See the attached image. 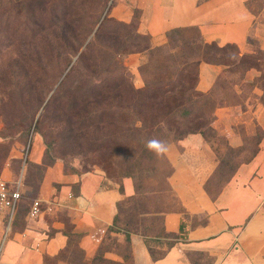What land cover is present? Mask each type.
<instances>
[{
    "label": "crops",
    "instance_id": "0c3cea01",
    "mask_svg": "<svg viewBox=\"0 0 264 264\" xmlns=\"http://www.w3.org/2000/svg\"><path fill=\"white\" fill-rule=\"evenodd\" d=\"M133 8L138 10L136 31L149 35L151 46H163L171 29L194 28L203 43L235 47L237 58L264 54V0L122 1L111 8L110 15L129 22ZM140 58L139 53L126 57L134 69ZM255 61L242 79L253 82L251 92L260 94L255 83L261 70L259 59ZM227 66L197 61L195 89L211 91ZM141 84L139 80L136 86ZM247 99H243V107L224 103L212 112L211 127L216 136L223 137L226 147L242 146L243 136L253 132L251 123L260 130L256 151L235 166L216 194L205 190L219 163L214 145L198 133L166 144L163 156L171 169L166 181L181 212L164 213L162 227L178 237L153 259L143 237L128 234V264H264V103L251 105ZM237 126L242 128L237 130ZM28 157L39 163L38 152L31 150ZM10 176L3 170L0 178L12 180ZM22 194L4 238L6 223L1 215L0 264H43L44 258L64 251L72 237H76L86 264H90L105 234L117 244H125L123 233H108L107 227L117 204L133 194L129 178H122L118 184L99 169L75 174L52 163L43 169L34 197L20 210L26 199ZM35 199L40 202V214L29 220L26 212ZM103 257L122 261L112 250ZM56 264L72 263L64 258Z\"/></svg>",
    "mask_w": 264,
    "mask_h": 264
},
{
    "label": "rangeland",
    "instance_id": "374dc122",
    "mask_svg": "<svg viewBox=\"0 0 264 264\" xmlns=\"http://www.w3.org/2000/svg\"><path fill=\"white\" fill-rule=\"evenodd\" d=\"M122 1L134 4L135 0H106V11L102 15H98V9L102 5V2L98 0H89L83 5L79 4V0H43L41 5L36 4L35 1L30 4L22 2V9L19 3L12 2L0 7V176L5 170L10 173L12 180L21 179L22 196L26 199L23 198L20 210L27 205L28 199L34 197L43 168L52 163H58L63 171L75 174L99 169L107 178L118 184L122 178H129L132 181L133 194L125 199L131 197L134 199L131 198L128 201L123 199L120 202L121 213H119L120 219L117 225L123 226L125 213L130 215L133 213L139 228L147 229L142 230L143 233L156 236V238H148L147 243L152 254L159 256L164 249L175 242L177 237L176 233L163 232V214L172 211L181 212L166 181L170 168L164 156H157L151 152V159H143L137 163L138 160L134 159L138 151L135 152V148L131 145H122L121 148L114 149L109 146L110 141L114 138L118 139L121 134L127 137V140L133 141L131 135L130 137L126 135L128 132H137V129L132 126L131 112V120L124 118L119 122L116 117V121L113 122L114 116H109L107 124L76 130L82 117H85L84 111L87 108L78 106L69 112L67 96L60 97L64 86L67 85L63 77H67L69 68L75 64L76 56L89 41L97 25H94L87 35L83 33V30L86 28L88 30V23H92L96 18L102 19L105 14L106 18L119 21L110 15V10ZM62 11H65V21L76 22V19L82 16L78 20L81 23L79 28L81 32L75 31L76 41L81 46L73 48V52L69 51L70 53L62 48L51 51L48 44L56 34L54 29H46L40 36H35L31 29H25L27 23L36 22V20L43 23L52 21L51 17L59 16ZM137 19L138 10L133 8L131 20L123 23L134 22L136 26ZM195 34L194 28H185L180 33L183 38L195 36ZM175 37L178 39L179 36ZM175 45L172 50H169L166 37V42L162 46L163 52L172 56L173 52L180 51V41L177 40ZM231 47L230 45L224 47V53L212 54L215 60L223 61L228 66L215 81L209 94L211 97L209 104L213 106L224 103L238 104L237 106L243 107L242 101L246 97L251 105L255 102L264 103L262 54L246 55L240 59L235 56ZM135 53L125 54L121 59L131 76L133 88L141 89L143 80L138 68L146 57L144 54L141 55L134 69L126 57ZM255 58L259 59L257 63L261 70L260 77L255 83L256 88L261 90L260 94L251 92L253 82L242 79L243 72L256 63ZM191 71L194 76V71ZM139 80L142 84L136 86ZM193 83L194 80H190L189 85ZM235 88L240 92L235 93ZM193 106L194 114H200L204 110L199 103ZM87 111L91 113L89 109ZM204 114L205 117H210L208 126L212 129V133L207 135V140L214 145L219 159L216 171L207 185L210 193L214 194L231 175L235 166L251 156L260 130L251 123L249 128L253 130L252 134L243 136L242 146L233 149L224 146L223 137L216 136L211 127L212 114L210 116L207 112ZM241 128V126L236 127L237 130ZM103 142L104 146L98 148L97 145ZM31 150L39 153V163L29 160L28 154ZM41 161L47 165L45 167L39 165ZM141 211H148L149 214H138ZM108 235L105 234L98 243L90 264H128L127 259L115 262L103 257L104 252L109 250L117 252L120 256L125 253V244H117L115 239ZM69 240L67 247L60 252L58 258L46 257L43 264H56L58 259L64 258L72 264H86L77 247L76 237Z\"/></svg>",
    "mask_w": 264,
    "mask_h": 264
},
{
    "label": "trees",
    "instance_id": "16d2710c",
    "mask_svg": "<svg viewBox=\"0 0 264 264\" xmlns=\"http://www.w3.org/2000/svg\"><path fill=\"white\" fill-rule=\"evenodd\" d=\"M33 1L40 5L43 3V0H1L0 7L17 2L22 9V2L30 4ZM88 1L79 0V4L83 5ZM98 1L102 2L98 9V15H102L106 11V0ZM105 15L102 19L96 18L92 23H88V30L87 28L83 30V33L87 35L93 26L97 25L89 41L84 44L81 52L76 56L75 64L69 68L67 77H63V80L67 81V85L64 86L60 97L67 96L68 111H73L81 106L91 112L89 114L85 109V117H82L76 130L107 124L109 116H114L113 122L116 121V117L119 122L124 118L131 120L132 113V126L137 129V132H128L126 135L129 137L131 135L133 141L127 140V137H123L121 134L118 139L111 140L109 146L114 149L121 148L122 145H131L135 148V152L138 151L137 155L135 153L136 158L134 159L138 160L137 163L143 159L152 158L151 152L145 148V143L149 139L156 138L168 144L190 133H198L207 139V135L212 133V129L208 126L210 117H205L204 113L207 112L210 116L218 104L214 106L209 104L211 91L202 93L195 89L196 65L199 60L227 65L223 61L215 60L212 54L224 53V47H229V45L218 47L213 43H203L199 39L197 31L195 36L183 38L180 33L185 28H174L166 35L167 46L169 50H172L178 40L180 41V51L173 52L172 56H169L163 52L162 46H151L149 35L138 33L134 22L123 23L108 19ZM51 18L53 20L47 23L40 20L27 23L25 29H31L35 36L42 35L46 29H54L56 34L48 44L51 51L62 48L64 51L73 52V48L81 46L76 41L75 31L81 32L79 31L81 23L78 20L82 16L76 19V22L65 21V11H62L59 16ZM177 35L178 39L175 37ZM231 49L236 56L235 47L232 46ZM132 52L142 56L144 54L146 57L138 68L143 80L141 89L133 88L131 76L121 59L125 54ZM245 56L243 55L240 59ZM262 59L264 60V54H262ZM191 70L194 71V76L191 74ZM190 80H194L192 85H189ZM195 103H199L204 108L200 114L193 113ZM113 126H115L114 123ZM67 128H69L68 125ZM256 143L252 154L256 151ZM103 144L104 142L99 143L97 147L102 148ZM39 165L45 167L47 164L41 161ZM170 171L171 169L169 173ZM205 190L211 195L206 185ZM218 190L215 191V194ZM131 198L125 199V201ZM120 205L119 202L117 212L111 225L107 227V232H121L125 235V253L121 254V258L123 260L130 258L128 248V234L130 233L143 237L151 258L160 257L163 253L154 256L147 243L148 238H156V236L143 233L142 230L147 229L139 228L133 213L132 215L125 213L123 226L117 225L120 219L119 213H121ZM133 209L136 210L134 206ZM138 214H149V212L141 211ZM177 237L175 238L177 239ZM59 255L60 253L53 258H58Z\"/></svg>",
    "mask_w": 264,
    "mask_h": 264
},
{
    "label": "built area",
    "instance_id": "2783aa9c",
    "mask_svg": "<svg viewBox=\"0 0 264 264\" xmlns=\"http://www.w3.org/2000/svg\"><path fill=\"white\" fill-rule=\"evenodd\" d=\"M22 181L20 178L16 180H5L0 178V219L1 215L5 221V237L9 225L13 220L14 214L18 207L21 198ZM40 214L39 200H33L26 212V218L29 220L35 219Z\"/></svg>",
    "mask_w": 264,
    "mask_h": 264
},
{
    "label": "clouds",
    "instance_id": "9594fccd",
    "mask_svg": "<svg viewBox=\"0 0 264 264\" xmlns=\"http://www.w3.org/2000/svg\"><path fill=\"white\" fill-rule=\"evenodd\" d=\"M145 148L157 156L163 155L167 150L166 144L156 138L147 140L145 143Z\"/></svg>",
    "mask_w": 264,
    "mask_h": 264
}]
</instances>
